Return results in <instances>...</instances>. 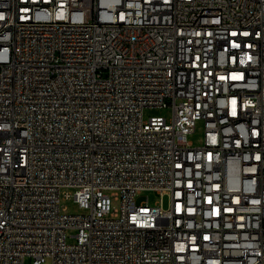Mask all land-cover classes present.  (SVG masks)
Returning <instances> with one entry per match:
<instances>
[{
	"label": "built area",
	"instance_id": "obj_1",
	"mask_svg": "<svg viewBox=\"0 0 264 264\" xmlns=\"http://www.w3.org/2000/svg\"><path fill=\"white\" fill-rule=\"evenodd\" d=\"M26 257L264 264V0H0V264Z\"/></svg>",
	"mask_w": 264,
	"mask_h": 264
},
{
	"label": "rangeland",
	"instance_id": "obj_2",
	"mask_svg": "<svg viewBox=\"0 0 264 264\" xmlns=\"http://www.w3.org/2000/svg\"><path fill=\"white\" fill-rule=\"evenodd\" d=\"M151 116H163V117L167 118L168 121H171L172 116H173V109L171 106H168V107H163V106L162 107H146L144 109V118L146 120H148ZM204 131H205L204 120L203 119L198 120L197 126H196V131L194 133H191L189 135L188 139L190 141H192L195 145H201L203 143V139H204ZM66 191L70 192L71 195L66 197L64 195ZM74 191H75L74 187H63L61 189V206H62V208H64L63 210L66 213H70V214H76V213L87 214L89 212V210L83 209L79 206V204L76 202V200L74 198ZM160 197H161V195L156 191L143 190L137 195L136 200L138 203H140V202L148 199V201L151 205H155L160 200ZM113 202L115 205H119L120 199H115L113 197ZM164 205L165 206L168 205V197L167 196H165V198H164ZM76 232H77V229H75V228H69L68 229V231H67L68 239L67 240L69 243L75 242L76 237L73 235L76 234ZM25 264H31V258L30 257H26ZM46 264H51V260L48 259Z\"/></svg>",
	"mask_w": 264,
	"mask_h": 264
}]
</instances>
